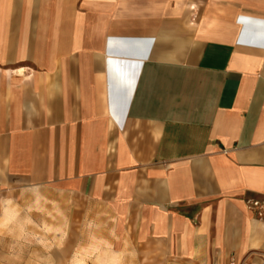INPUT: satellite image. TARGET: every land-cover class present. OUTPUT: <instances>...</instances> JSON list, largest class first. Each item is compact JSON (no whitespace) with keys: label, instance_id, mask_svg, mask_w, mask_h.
Listing matches in <instances>:
<instances>
[{"label":"crops","instance_id":"1","mask_svg":"<svg viewBox=\"0 0 264 264\" xmlns=\"http://www.w3.org/2000/svg\"><path fill=\"white\" fill-rule=\"evenodd\" d=\"M249 200L264 0H0V263L261 264Z\"/></svg>","mask_w":264,"mask_h":264},{"label":"rangeland","instance_id":"2","mask_svg":"<svg viewBox=\"0 0 264 264\" xmlns=\"http://www.w3.org/2000/svg\"><path fill=\"white\" fill-rule=\"evenodd\" d=\"M10 234L12 236H15L16 234H17V236L19 235V233H14V232H11ZM7 251H8V248L3 247L2 243H1L0 244V259H4V260L9 259L8 257H5L1 254L4 252H7ZM11 252H13L15 255L13 258L16 260L15 263H0V264H32V263L26 262L30 258L28 256H26L27 250L24 247L19 246V247L13 248V249H11ZM50 259H52V258H50ZM49 264H65V263H54V262L50 261Z\"/></svg>","mask_w":264,"mask_h":264},{"label":"built area","instance_id":"3","mask_svg":"<svg viewBox=\"0 0 264 264\" xmlns=\"http://www.w3.org/2000/svg\"><path fill=\"white\" fill-rule=\"evenodd\" d=\"M248 208L255 212V216L259 219L264 217V203L261 201L249 200L247 201ZM235 264V263H232ZM239 264H252L247 261H241ZM261 264H264V258Z\"/></svg>","mask_w":264,"mask_h":264}]
</instances>
